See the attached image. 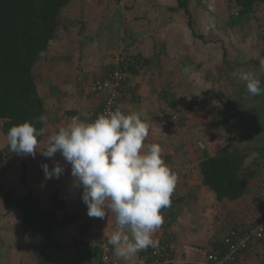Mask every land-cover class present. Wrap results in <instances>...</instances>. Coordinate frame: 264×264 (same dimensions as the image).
<instances>
[{"label":"crops","instance_id":"obj_1","mask_svg":"<svg viewBox=\"0 0 264 264\" xmlns=\"http://www.w3.org/2000/svg\"><path fill=\"white\" fill-rule=\"evenodd\" d=\"M177 1H70L59 16L54 41L46 52V58L35 66L37 88L45 101L44 116L47 117L48 130L40 142V148L43 149L46 145L48 134L66 126L72 117L79 116L83 122L97 119L101 115L103 95L90 89L92 81L103 77L119 55H128L130 59L135 57L128 65V83L120 99L119 109L126 114H141L143 121L149 126L145 144L158 143L162 146V158L177 177L170 197L171 203L160 212L163 223L152 236L156 242L155 248H160L166 254L170 253L171 259L180 264H207V253L217 251V241L222 240L231 227L245 226L252 220L253 216L236 214V206H246L245 200L250 197L251 188L261 187L264 193V183L260 187L259 182L257 186H250L248 183L256 178H262L264 182V157L257 159L259 152L256 150L258 154L251 156V159L249 157L251 161L246 160V163L253 166L247 171L250 176L246 180V194L236 200H218L216 194L205 185L200 167L204 158L219 152L220 149H216L218 139L207 133V141L202 131L186 139L180 130L182 123L186 121L174 126L178 133H171L173 127L169 128L167 124L169 108L177 103L178 112H181L180 101L186 94L181 97L178 93L181 92L179 85H176V81L170 84V81L177 77L178 70L181 76L188 74L189 64L175 65L173 70L168 68L170 59L166 60V57H171L175 51L171 48V39H168L169 46L161 42V11L181 12L183 9L176 8ZM190 10L193 15L191 4ZM120 14H123L122 25ZM77 20L81 22L80 27L77 26L80 23ZM189 21L188 15V24ZM191 90L189 87L184 91L191 94ZM215 114V108L209 117L203 113L200 127L210 125ZM187 116L189 123L199 120H196V111ZM209 121L211 122L208 124ZM2 139L7 141L5 137ZM204 143L216 146V150L205 148L207 145ZM6 146L5 144L0 149ZM15 156L3 163V173L14 166L10 175L20 176L19 181L24 176V183L29 188L27 192H39L45 205L54 207L61 218L65 217L66 212L79 217L78 222L61 227L60 234H64L66 240L63 243L68 248L57 264L147 263L152 246L138 251L128 259L115 255L113 246L108 244V238L116 230L115 214L110 213L104 219L90 218L87 215V206L82 201L83 189L76 185L75 178L71 175V165L64 161L59 152L52 158L44 157L40 151H37L35 158L31 155L23 158ZM12 158H15L14 163L9 168ZM57 162L64 166V173L59 179L45 180L41 165L47 163L51 168ZM247 165L243 167L244 173ZM54 195H57L58 205L50 202ZM252 204L255 213L262 214L263 210L257 204ZM79 231L77 237L76 232ZM70 232H73V238L77 237L73 245L68 239ZM28 240L22 230L19 211L16 208L9 209L3 199H0V264H38ZM84 240L96 250L99 249L100 253L103 252V246H108L112 262L93 259L86 252ZM241 261L244 264H264V238L252 242Z\"/></svg>","mask_w":264,"mask_h":264},{"label":"clouds","instance_id":"obj_2","mask_svg":"<svg viewBox=\"0 0 264 264\" xmlns=\"http://www.w3.org/2000/svg\"><path fill=\"white\" fill-rule=\"evenodd\" d=\"M259 65L264 69V58ZM247 92L262 95L260 81L252 72H239ZM36 124L45 127H36ZM47 117L13 125L7 132L11 152L31 155L37 151L47 158L59 152L71 165L76 185L83 189L82 201L90 218L115 214L116 230L108 238L115 255L128 259L149 246L155 247L153 233L163 223L161 209L170 205L177 177L162 158V146L145 144L149 126L137 112L105 109L92 122L79 116L47 135L40 148L38 138L47 133ZM45 180L59 179L65 168L60 163L41 165Z\"/></svg>","mask_w":264,"mask_h":264},{"label":"rangeland","instance_id":"obj_3","mask_svg":"<svg viewBox=\"0 0 264 264\" xmlns=\"http://www.w3.org/2000/svg\"><path fill=\"white\" fill-rule=\"evenodd\" d=\"M234 3L235 0H192L194 28L189 26L188 14L184 9L181 12L168 10L163 13L161 11V42L169 46L168 39H171V48L175 51L171 57H166V60L170 59V63H167L168 68L173 70L175 65L189 64L188 74L181 76L178 70L177 77L170 81V84L176 81V85H179L181 92L178 93L181 97L185 96L184 94L186 96L180 101L181 112H178L177 103L171 105L167 124L169 128L173 127L171 133H174L177 130L174 126L186 121L182 123L183 126L180 129L186 139L202 131L205 134V140L208 141L207 133H210L218 139L219 147L218 145L217 147L211 146L210 144L213 143H210V146L204 143L207 145L205 148L221 149L226 143L235 142L241 150L249 152L251 159V156L258 154L254 147H261L264 144V130L259 133L260 128L257 129L258 121L264 124V94L248 93L246 82L239 79L238 73L241 71L254 73L264 91V69H261L259 63L255 61L264 58V3L255 5L254 15L247 21L233 26L230 23V12L235 7ZM77 26L80 27L81 22ZM189 87L192 88L191 94L189 91L186 93L184 91ZM214 108L216 114L213 122L208 126L200 127V118L203 120V113L204 116L209 117ZM192 111H196V120L199 119L196 123L187 122V114ZM228 112L230 117L226 120L225 114ZM2 137L7 139L6 136L0 134V148L8 144ZM200 137L203 139L202 135ZM14 159H11L9 168L13 165ZM250 159L248 160L251 161ZM246 164L248 165L244 168L245 173L253 167L251 163ZM3 165H0V181L11 185L19 195L25 194L29 190L28 185L24 183L25 180L19 181L20 176L10 175L14 166L3 173ZM258 182L259 187L264 183L262 178H256L248 183L250 186H257ZM249 192L250 197L248 196L245 200L246 206H236L237 212L235 213H245L246 217L256 218L260 214L255 213L252 203L257 204V207L262 203L264 205L262 195L264 193L261 187L251 188ZM260 197L262 201L257 203L256 198ZM43 204L46 203L43 202ZM60 231L61 228H56L55 234L62 243H65V236L63 233L60 234ZM72 233H68V239L72 241L71 245L79 237L80 231L76 232L78 236L74 238ZM63 253L60 252L57 257L62 256Z\"/></svg>","mask_w":264,"mask_h":264},{"label":"trees","instance_id":"obj_4","mask_svg":"<svg viewBox=\"0 0 264 264\" xmlns=\"http://www.w3.org/2000/svg\"><path fill=\"white\" fill-rule=\"evenodd\" d=\"M70 1L0 0L1 135L7 137V132L13 125H19L25 121L35 123L36 118L44 115L45 101L37 88L35 66L46 58V52L54 41L59 16L63 9L69 6ZM258 3H264V0H235V7L230 12L231 25L236 26L251 18L254 15L255 5ZM190 4L191 0H178L177 9L181 8L186 11L190 16L189 25L192 27L193 15ZM123 57L125 60H122L120 64L127 71L129 63L135 57L133 59H128V55ZM259 60H255L257 64ZM115 66V62L112 63L109 70ZM127 83L128 77L126 85ZM126 85L119 96V101ZM229 117L230 113L228 112L225 114V119L227 120ZM36 127H45V125L36 124ZM38 139L41 142L43 137ZM254 148L259 152L257 159L264 157V144ZM13 155L20 158L24 157V155L11 152L7 144L5 148L0 150V165ZM249 157L248 151L241 150L235 142H229L217 154L210 155L201 161L200 167L204 183L216 194L218 200H236L248 192L246 180L250 175L242 170ZM24 180L25 177L22 176L21 181ZM0 196L9 209L16 208L19 211L22 230L29 239V244L38 264L58 263L61 256H57L60 252L63 253L68 246L58 239L55 229L78 222L79 217L66 212L65 217L61 218L54 207L43 204L42 195L39 192L30 190L21 196L16 193L13 187L1 181ZM56 199L57 195L52 196L50 198L51 204L58 205ZM258 201H262V198H256L257 203ZM259 207L264 209L263 203ZM263 215L264 211L258 217L252 218L245 226L262 218ZM245 226L231 227L222 240L217 241L215 247L217 251L212 252L225 254L227 250L225 240L228 234L232 230ZM83 242L86 246V252L93 259L98 260L99 258L101 262H105L103 252L100 253V250H96L88 241L84 240ZM248 250L249 247L239 256L237 264H244L241 257Z\"/></svg>","mask_w":264,"mask_h":264},{"label":"built area","instance_id":"obj_5","mask_svg":"<svg viewBox=\"0 0 264 264\" xmlns=\"http://www.w3.org/2000/svg\"><path fill=\"white\" fill-rule=\"evenodd\" d=\"M120 56V55H119ZM117 57L115 62L116 66L109 70L105 76L100 77L92 81L89 86L92 91L97 94L103 95V107L101 114L105 109L115 110L119 107V96L125 88L127 81V71L120 64L125 57ZM130 59V58H128ZM264 237V215L262 218L256 219L249 223L245 227H239L236 230H232L226 237L225 243L227 244V250L225 254H219L218 252L207 253V264H237L239 256L243 254L249 245ZM109 247L103 246V259L105 262H112V257L109 253ZM170 253H164L158 247H153L150 250V259L146 264H180L171 259ZM173 261V262H171ZM113 264V262H112Z\"/></svg>","mask_w":264,"mask_h":264},{"label":"flooded vegetation","instance_id":"obj_6","mask_svg":"<svg viewBox=\"0 0 264 264\" xmlns=\"http://www.w3.org/2000/svg\"><path fill=\"white\" fill-rule=\"evenodd\" d=\"M261 88H263V87H261ZM259 115H257V117H258ZM257 119H254V121H256ZM258 121V120H257ZM261 121H258V128L257 129H259L260 128V130H259V133L261 132V130L263 131L264 129H263V127H264V124L263 123H260ZM262 133V132H261Z\"/></svg>","mask_w":264,"mask_h":264},{"label":"water","instance_id":"obj_7","mask_svg":"<svg viewBox=\"0 0 264 264\" xmlns=\"http://www.w3.org/2000/svg\"><path fill=\"white\" fill-rule=\"evenodd\" d=\"M120 20H121V21L123 20V14H120ZM122 24H123V21L120 22V25H122ZM121 35H122V32H121ZM88 264H90V263H88Z\"/></svg>","mask_w":264,"mask_h":264}]
</instances>
